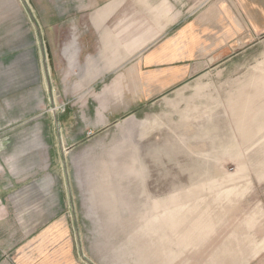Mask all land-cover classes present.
<instances>
[{
	"label": "rangeland",
	"instance_id": "obj_1",
	"mask_svg": "<svg viewBox=\"0 0 264 264\" xmlns=\"http://www.w3.org/2000/svg\"><path fill=\"white\" fill-rule=\"evenodd\" d=\"M243 19L236 0H0V264H264Z\"/></svg>",
	"mask_w": 264,
	"mask_h": 264
},
{
	"label": "crops",
	"instance_id": "obj_2",
	"mask_svg": "<svg viewBox=\"0 0 264 264\" xmlns=\"http://www.w3.org/2000/svg\"><path fill=\"white\" fill-rule=\"evenodd\" d=\"M240 4V8L243 15V32L245 35V45L247 49H253L256 45L260 44L261 56L260 61L256 64L259 65L260 79L264 81V0H236ZM195 22L189 23L180 32V38L182 42L188 40L191 42L189 47H195V45L203 40L201 39L200 32L195 28ZM189 32H194L193 35L189 36ZM254 34H256V39L254 40ZM175 40L167 42L164 47H161L157 51V54L149 55L146 58L148 66H151L156 61L159 63H168L167 58L171 59L173 51L175 53V47L177 44L174 43ZM176 42V41H175ZM172 48L173 50H170ZM170 55V56H169ZM172 61V60H170ZM173 63V62H170Z\"/></svg>",
	"mask_w": 264,
	"mask_h": 264
}]
</instances>
